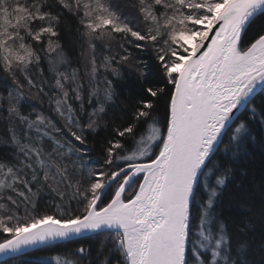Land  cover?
Listing matches in <instances>:
<instances>
[{"label": "snow or ice", "instance_id": "obj_1", "mask_svg": "<svg viewBox=\"0 0 264 264\" xmlns=\"http://www.w3.org/2000/svg\"><path fill=\"white\" fill-rule=\"evenodd\" d=\"M0 264H264V0H0Z\"/></svg>", "mask_w": 264, "mask_h": 264}, {"label": "trees", "instance_id": "obj_2", "mask_svg": "<svg viewBox=\"0 0 264 264\" xmlns=\"http://www.w3.org/2000/svg\"><path fill=\"white\" fill-rule=\"evenodd\" d=\"M36 255H44V253H38V254H36Z\"/></svg>", "mask_w": 264, "mask_h": 264}]
</instances>
